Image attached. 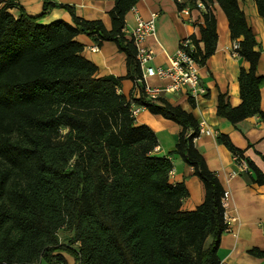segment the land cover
<instances>
[{
	"label": "trees",
	"instance_id": "obj_1",
	"mask_svg": "<svg viewBox=\"0 0 264 264\" xmlns=\"http://www.w3.org/2000/svg\"><path fill=\"white\" fill-rule=\"evenodd\" d=\"M202 1L204 24L199 36H190L197 62L204 64L216 49L215 2L248 62L238 78L241 103L231 106L220 96L218 114L234 124L254 115L264 119L260 51L239 0ZM136 2L114 0L107 29L68 4L46 1L43 14L59 6L73 18L45 24L23 11L16 17L10 11L16 0H0V264H70L66 254L73 264H221L225 189L195 144L200 125L193 114L145 92L137 47L124 33ZM255 2L264 19V0ZM177 4L197 7L196 0ZM79 33L99 45L117 43L139 97L120 91L123 77L98 76L97 65L82 54ZM133 105L181 125L168 155L154 153L157 135L136 121ZM217 141L264 183V172L227 134ZM174 155L193 166L204 185L195 209L183 208L186 185L170 180ZM62 229L69 233L65 241Z\"/></svg>",
	"mask_w": 264,
	"mask_h": 264
},
{
	"label": "crops",
	"instance_id": "obj_2",
	"mask_svg": "<svg viewBox=\"0 0 264 264\" xmlns=\"http://www.w3.org/2000/svg\"><path fill=\"white\" fill-rule=\"evenodd\" d=\"M18 5L10 9L17 17L21 12L38 17L40 23L55 20L72 22V14L64 7L53 6L45 14L46 1L70 5L75 14L87 20H101L107 29H111L112 20L109 14L114 0H16ZM178 0H137L134 4L144 19L156 13V30L140 43L150 47L154 58L149 65L167 67L171 57L177 52L180 41L188 36H199L200 26L204 24L203 10L190 7L189 14L179 9ZM247 22L257 40L256 49L260 51L257 72L261 76V108L264 112V19L259 15L255 0H239ZM217 19L218 39L214 53L204 64L198 63L200 84L206 92L200 94L194 103L189 97L188 89L161 93L173 105L192 113L199 125L206 129L195 138V144L204 156L210 170L215 172L228 192L225 212L229 217L228 228L222 233L218 247L221 264H264V183L252 179V172L243 170L242 164L235 161L231 151L217 141L218 134H227L232 142L243 149L264 172V119L254 115L232 123L217 112L220 96L231 106L241 103L239 73L248 67L240 55L232 53L234 39L226 14L218 2L214 3ZM137 24L135 11L130 8L125 17L124 33L127 39L133 40L132 31ZM76 39L84 45L82 54L98 67V76L113 75L123 77L120 91L127 97H139L140 90L136 82L125 77L127 74L126 54L117 43L106 40L97 44L88 34L79 33ZM93 47L97 49L94 50ZM145 86L164 88L172 82L170 77L158 75L145 76ZM138 109L135 118L138 123L147 124L157 135L158 145L154 149L157 155H168L175 149L181 132V125L161 114L152 113L144 106L133 105ZM173 169L170 180L173 183H184L189 195L183 208L195 209L205 196L201 179L194 174L193 166L178 155L172 157Z\"/></svg>",
	"mask_w": 264,
	"mask_h": 264
},
{
	"label": "built area",
	"instance_id": "obj_3",
	"mask_svg": "<svg viewBox=\"0 0 264 264\" xmlns=\"http://www.w3.org/2000/svg\"><path fill=\"white\" fill-rule=\"evenodd\" d=\"M179 2L181 0H178ZM197 8L202 10H206V4L202 0H196ZM190 7L185 6L181 9V12L184 14H189ZM132 9L136 14L137 24L132 31V37L134 43L137 47V59L140 63L142 69V80L145 76L149 75H158L162 78L170 77L172 82L165 86L164 88L158 87H148L145 86V92L149 96L150 99L157 98L163 92L176 91L179 89L187 88L189 97H192L194 100L200 94H204L206 89L204 86L200 84L199 78V67L197 60L194 56L195 46L190 38V36L183 38L180 41L179 48L177 52L171 57L170 65L167 67H154L149 65V62L154 58V52L150 47L141 46L140 43L148 36L152 34L156 30V13H153L151 18L144 19L138 12L136 6H132ZM239 48V41L235 40L232 47V53L234 55H238L239 53L237 49ZM96 50V47H93ZM141 81V80H140ZM138 109H133V113L135 114ZM206 129L200 126L199 133L204 132ZM242 164L243 170L248 168L247 163L242 160L240 162ZM228 192L225 191L224 197L222 199L223 206L227 207L226 197ZM225 221L227 223L228 228V220L226 212L224 214Z\"/></svg>",
	"mask_w": 264,
	"mask_h": 264
},
{
	"label": "rangeland",
	"instance_id": "obj_4",
	"mask_svg": "<svg viewBox=\"0 0 264 264\" xmlns=\"http://www.w3.org/2000/svg\"><path fill=\"white\" fill-rule=\"evenodd\" d=\"M59 234H60V236H61V239L63 240V241H65L66 239H65V236H67L69 233L68 232H66L65 231V229H62L60 232H59ZM66 256H67V258H68V261H69V263L70 264H73V258L70 256V255H68V254H66Z\"/></svg>",
	"mask_w": 264,
	"mask_h": 264
}]
</instances>
